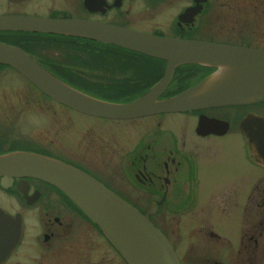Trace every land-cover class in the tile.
Here are the masks:
<instances>
[{
	"label": "flooded vegetation",
	"instance_id": "1",
	"mask_svg": "<svg viewBox=\"0 0 264 264\" xmlns=\"http://www.w3.org/2000/svg\"><path fill=\"white\" fill-rule=\"evenodd\" d=\"M237 1L0 0V17L75 19L158 38L225 43L218 10L236 9ZM250 2L254 9L256 2ZM0 41L24 49L69 85L106 101L137 98L167 66L164 59L81 36L3 28ZM232 43L264 49L249 41ZM216 70L179 64L159 98L191 88ZM23 79L24 99L9 104L0 98V154L28 152L61 161L142 213L150 209L151 222L180 264H264V157L257 130L251 129L253 118H264V99L113 119L76 111ZM49 102L62 113L49 117L38 110H47ZM25 111L44 117L29 137L20 133ZM2 177L0 195L16 206L0 203V208L19 216L22 237L1 264H80L84 260L62 255L67 249L79 251L81 234L84 243L97 237L113 249L62 190L28 175L8 177L4 187ZM29 227L34 233L24 250ZM20 250L30 258L14 261Z\"/></svg>",
	"mask_w": 264,
	"mask_h": 264
},
{
	"label": "water",
	"instance_id": "2",
	"mask_svg": "<svg viewBox=\"0 0 264 264\" xmlns=\"http://www.w3.org/2000/svg\"><path fill=\"white\" fill-rule=\"evenodd\" d=\"M195 12L192 8L189 10ZM81 36L167 61L163 77L129 102H108L66 84L19 47L0 42V64L8 65L51 99L88 115L127 119L162 112L244 104L264 99V49L198 40L158 38L130 29L81 20L0 17V29ZM197 63L217 70L197 85L160 99L172 70ZM259 154L264 157V119L253 118ZM245 128L247 123L244 122ZM1 183L11 176L40 178L62 190L100 230L127 264H180L165 236L141 213L86 173L61 161L28 152L0 155ZM9 177V178H8ZM21 221L0 208V263L18 244Z\"/></svg>",
	"mask_w": 264,
	"mask_h": 264
},
{
	"label": "rangeland",
	"instance_id": "3",
	"mask_svg": "<svg viewBox=\"0 0 264 264\" xmlns=\"http://www.w3.org/2000/svg\"><path fill=\"white\" fill-rule=\"evenodd\" d=\"M250 1L256 2L254 3V9H251L253 6ZM237 2L236 9L225 8L218 10L220 11L219 17L222 18L221 28L223 31V39L231 43L249 41L252 44L264 45V0H238ZM218 11H214L215 16ZM251 27L255 28L254 32L249 30ZM26 90L25 81L17 72H13V70L9 68L0 69V98H4L6 102L12 104V102H16L17 99H24ZM9 104L5 107H7V109L13 108V105ZM38 110L40 112H48L49 117L53 114L57 115L62 113L52 102H49L47 110L44 108ZM39 111H25L23 114H20L19 122L22 124L20 133L25 137L33 136L31 132L37 129L39 124L42 123L44 117ZM76 118L75 116V119ZM137 124H139V122ZM135 126V128H137L140 125ZM27 127L28 129H26ZM0 198V203L7 207L12 205V208H15L16 204L14 202L3 199L2 195H0ZM33 233L34 230L29 227L23 245L24 250H28ZM77 238H80L81 242L79 251L74 252L71 249H67L64 255H62L63 257H74L84 260L81 261L80 264H84V262L88 264H126L115 250L105 246L103 241L99 238L94 237L90 239L89 244L88 242L84 243L82 234L77 236ZM20 252L21 250L14 255V261L24 262L26 257L30 258L27 252Z\"/></svg>",
	"mask_w": 264,
	"mask_h": 264
}]
</instances>
